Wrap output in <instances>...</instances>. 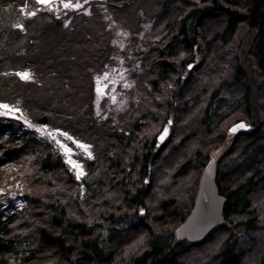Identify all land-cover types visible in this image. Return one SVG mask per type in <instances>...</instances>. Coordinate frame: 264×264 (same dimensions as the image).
I'll list each match as a JSON object with an SVG mask.
<instances>
[{
    "label": "trees",
    "instance_id": "obj_1",
    "mask_svg": "<svg viewBox=\"0 0 264 264\" xmlns=\"http://www.w3.org/2000/svg\"><path fill=\"white\" fill-rule=\"evenodd\" d=\"M62 1L0 0V102L16 99L29 123L88 133L92 154L78 177L47 137L0 116V173L11 163L21 180L0 201V264H264V0H107L137 20L116 56L110 40L90 49ZM119 56L137 80L135 111L99 122L84 91L65 99ZM21 73L37 82L17 85ZM35 87L52 99H33ZM239 120L250 128L229 133ZM216 152L225 224L179 241Z\"/></svg>",
    "mask_w": 264,
    "mask_h": 264
},
{
    "label": "rangeland",
    "instance_id": "obj_2",
    "mask_svg": "<svg viewBox=\"0 0 264 264\" xmlns=\"http://www.w3.org/2000/svg\"><path fill=\"white\" fill-rule=\"evenodd\" d=\"M55 1L57 0H51V3ZM68 2L69 0H63L61 4H63L64 7V4ZM71 4L81 5L80 7H67L65 8V10L76 12V15L74 16V18L76 19H85L84 22H81V20H79V23H77L76 27L79 29V31H77L76 34L78 33L80 37L83 36V39H90L91 42L88 43V45L90 44V49L94 48V51L102 49L99 46V44H101V41H105L108 44L107 46H109V40L110 49H112V51H115V53L112 52V56L113 54H115V56L121 55L122 52L125 51L126 48H128V42L132 37L131 32L132 30H135L137 28L136 19H127V14L128 16L131 14L130 11H119V18H117L116 15L113 14L112 9H109V2L107 0H71ZM52 5H55V3ZM59 5L55 6V10L58 11L59 15H61L64 10L60 9L61 11H59ZM146 6L147 5H145V7ZM100 26L104 27V29L107 31L105 32L106 34H102L100 32ZM74 34L68 33V39L72 40L73 37L76 38V35ZM128 67L129 66L128 62L126 63V59H123V57L119 56V59L116 58L115 60H113V65L110 69L101 68V73L94 75L92 88L90 90L85 89L88 88V86L80 88L82 84H77L76 86H74L73 90H71V88L70 90H64L63 95H65V99L70 98L69 102L73 106V103L78 104V97H80L81 93L84 91L81 96L83 97V99L79 103L82 104L84 101L89 103L91 101L95 115L98 119H100L98 120L99 122L104 120L106 121V119L110 118L113 121H117V119L121 115H128V113L135 111V105L136 103H139V99L133 97V94L137 95L140 92L137 86V80L133 79L131 73L128 70ZM20 77L21 81L17 85L33 86V84L37 82L35 77H30L29 79H24L22 76ZM98 87L102 88L103 91L98 92ZM32 93L33 94L30 96L35 100H41V98H47L49 100L52 99V97L46 93V89L44 87H35V89L32 90ZM47 99H45V102L48 101ZM132 102H135V105L133 104L134 108H131ZM0 104H7L12 109L18 110L6 114V110L0 108V116L6 118H14L17 121H26L23 115L26 114V112L21 106H18L19 104L16 99L6 102H0ZM24 105L26 104L24 103ZM30 106H28V109L31 110V108H29ZM59 106L60 108H66L65 103L64 105L62 103ZM80 106L81 108H83V105ZM69 110H71V108ZM245 122L247 123V121ZM26 123H28L30 127L34 128L41 136L47 137V139L52 142V144H54L58 151L63 155L69 168L78 177H81L84 174V158L91 156L89 155V153L92 154L91 145L88 138V136L90 135L88 133H85L86 136H79L76 138L73 137L70 132L62 130L60 126L55 125V127H51L32 124L27 121ZM234 123L235 122L229 123V125L227 126L228 132L229 128ZM166 128L168 129V134L165 138V141L171 134L170 127L164 126L158 132L159 144L165 142H160L159 136ZM65 133L67 135H64ZM69 137H71L72 139H69ZM76 141H78L80 144L87 145V149L78 147L75 143ZM62 144L67 145L72 149L71 155L65 152ZM220 154V152H216V154L214 153L211 157V159H213L216 164L218 162ZM70 160L72 162H70ZM74 164H78L80 165V167H75ZM20 182L21 180L19 168L14 164H7L4 167L3 171L0 173V201L4 203L5 201L8 202L10 199H16L20 192Z\"/></svg>",
    "mask_w": 264,
    "mask_h": 264
},
{
    "label": "water",
    "instance_id": "obj_3",
    "mask_svg": "<svg viewBox=\"0 0 264 264\" xmlns=\"http://www.w3.org/2000/svg\"><path fill=\"white\" fill-rule=\"evenodd\" d=\"M249 128V124L244 120H239L229 128V132L238 134ZM167 134L168 129L166 128L159 136V141H165ZM216 174V163L211 159L203 171L198 192L189 215L175 230L177 240L199 242L206 239L215 229L225 224L223 215L225 197L219 192Z\"/></svg>",
    "mask_w": 264,
    "mask_h": 264
},
{
    "label": "snow or ice",
    "instance_id": "obj_4",
    "mask_svg": "<svg viewBox=\"0 0 264 264\" xmlns=\"http://www.w3.org/2000/svg\"><path fill=\"white\" fill-rule=\"evenodd\" d=\"M37 3H40V4H49V3H51V0H37ZM80 6H81V5H79V4H75V5L71 4V0H69L68 3H65V4H64V7H65V8H67V7H80ZM31 15H35V13H31ZM18 27L23 28V25H18ZM20 75H21L24 79H29V78H30V74H28V73H21ZM97 91H98V92H101V91H103V89L98 87V88H97ZM0 108L6 110V114H7V113H10V112H12V111H18L17 109H12V108H11L9 105H7V104H0ZM241 127H243V125H241ZM64 135H67V134L65 133ZM69 139H72V138L69 137ZM75 143H76L77 146L80 147V148L87 149V147H88L87 145L80 144L78 141H76ZM62 147L65 149V152H66V153H68L69 155H71V153H72V149H71V148H69L67 145H64V144H62ZM89 155H91V153H89ZM70 162H72V161L70 160ZM74 166H75V167H80V165H78V164H74Z\"/></svg>",
    "mask_w": 264,
    "mask_h": 264
}]
</instances>
